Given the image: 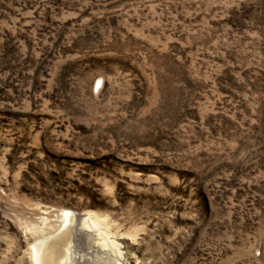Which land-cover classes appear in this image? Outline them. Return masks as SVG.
Returning <instances> with one entry per match:
<instances>
[{"label":"rangeland","instance_id":"rangeland-1","mask_svg":"<svg viewBox=\"0 0 264 264\" xmlns=\"http://www.w3.org/2000/svg\"><path fill=\"white\" fill-rule=\"evenodd\" d=\"M44 238L264 264V0H0V264Z\"/></svg>","mask_w":264,"mask_h":264},{"label":"bare ground","instance_id":"bare-ground-1","mask_svg":"<svg viewBox=\"0 0 264 264\" xmlns=\"http://www.w3.org/2000/svg\"><path fill=\"white\" fill-rule=\"evenodd\" d=\"M74 214L72 213V212H70L69 210H65V213H64V221H65V223L67 224V223H72L73 222V220H75L74 219ZM83 218V217H82ZM82 223H85L84 222V220L83 221H81ZM81 223V224H82ZM66 227V226H65ZM82 228H83V225H82ZM82 228L79 226L78 227V229H76V230H78V231H81L82 230ZM84 229V228H83ZM70 230V229H69ZM76 232V231H75ZM62 234V233H61ZM69 234V233H68ZM77 235V234H76ZM53 236V235H52ZM58 236L60 237V234H58ZM63 237V236H62ZM69 237V236H68ZM64 238V237H63ZM57 239V238H56ZM59 239V238H58ZM66 239V238H65ZM47 240H50V239H47V238H44V239H42L41 241H39V242H37V243H33L32 244V250H33V254H32V257H33V262H34V264H45V263H43V259H42V254H43V252L45 251V249H47L46 247H45V245L47 246ZM51 242V241H50ZM58 242V241H57ZM60 243H61V241H60ZM51 244H53V243H51ZM43 246L45 247V249L43 248ZM53 246V245H52ZM59 246V245H58ZM50 248V247H49ZM65 249H66V247H64ZM44 249V250H43ZM67 249H69V248H67ZM47 250H49V249H47ZM54 250V249H53ZM63 250V249H62ZM50 251V250H49ZM58 251V250H57ZM51 252V251H50ZM56 253V252H55ZM69 253V252H68ZM49 254V253H48ZM47 255V254H46ZM66 257H68V256H66ZM65 257V258H66ZM71 257V256H70ZM52 258V257H51ZM52 260V259H51ZM45 261V260H44ZM55 261V260H54ZM59 261V260H58ZM57 261V262H58ZM46 262V261H45ZM56 262V261H55ZM49 263V262H48ZM47 263V264H48ZM62 263H63V261H62Z\"/></svg>","mask_w":264,"mask_h":264}]
</instances>
